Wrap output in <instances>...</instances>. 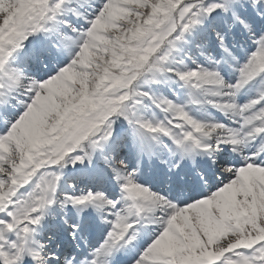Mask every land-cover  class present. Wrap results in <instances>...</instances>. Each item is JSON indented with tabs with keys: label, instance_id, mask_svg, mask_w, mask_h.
<instances>
[{
	"label": "snow or ice",
	"instance_id": "snow-or-ice-1",
	"mask_svg": "<svg viewBox=\"0 0 264 264\" xmlns=\"http://www.w3.org/2000/svg\"><path fill=\"white\" fill-rule=\"evenodd\" d=\"M0 264H264V0H0Z\"/></svg>",
	"mask_w": 264,
	"mask_h": 264
}]
</instances>
